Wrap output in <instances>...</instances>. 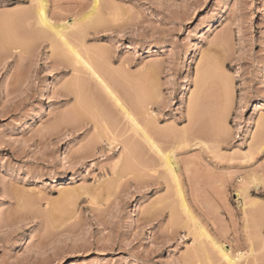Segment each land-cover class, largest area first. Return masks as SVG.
Wrapping results in <instances>:
<instances>
[{
    "label": "rangeland",
    "instance_id": "rangeland-1",
    "mask_svg": "<svg viewBox=\"0 0 264 264\" xmlns=\"http://www.w3.org/2000/svg\"><path fill=\"white\" fill-rule=\"evenodd\" d=\"M111 1L114 18L90 29L80 47L104 57L99 70H113L102 73L163 152L187 142L178 155L181 182L198 221L227 249L246 253L243 264H264V0ZM225 1L224 19L207 27ZM91 4L50 0L49 15L71 22ZM32 7L0 0V264L207 261L199 252L206 238L196 241L200 249L193 244L156 152L133 131L124 135L140 144L131 158L118 160L122 142L109 149L107 130L127 123L114 100L93 93L92 81L82 86L86 95L64 90L83 75L70 61L64 67L60 46L35 37ZM112 72L125 76L120 87ZM193 93L201 94L196 112ZM220 113L219 131L212 123L210 131ZM195 121L196 133L182 137ZM241 184L248 198L238 196Z\"/></svg>",
    "mask_w": 264,
    "mask_h": 264
},
{
    "label": "bare ground",
    "instance_id": "bare-ground-1",
    "mask_svg": "<svg viewBox=\"0 0 264 264\" xmlns=\"http://www.w3.org/2000/svg\"><path fill=\"white\" fill-rule=\"evenodd\" d=\"M92 1V4H91V7H90V9L88 10V11H86L84 14H82V15H80V16H75L74 18H73V20L71 21V22H67V23H64V21H59V22H57V21H54V19L49 15V6H50V0H31V4L33 5V9H32V12L33 13H31V14H33L32 15V17H34L33 19H35V21H34V30H35V32L34 33H36V34H34L35 35V37L36 38H43V39H47L48 40V42H50V46L53 48V46L54 45H56V46H54V47H56V48H54V49H57V48H62V52L63 53H60L59 54V52H61V48L59 49V52H58V54H59V58H61L62 60H61V62H63V64H65V68H67V66H68V68H69V64L71 63V66L73 67V69H74V72L75 73H78L79 75L80 74H82L83 76L81 77V75L80 76H78L77 78H76V76H75V78L74 79H76V82H75V86L72 84L71 85V87L68 85L67 86V88L65 87L64 88V90H67L68 89V87H69V92L71 91V94H73L74 92V94H79V92H80V94L83 92L81 89H83V87H85V85H87V84H89V82L90 81H92L93 83H94V85H95V89H94V91H93V93H96V91H102L104 94H106V96L108 95L110 98H111V100L113 101L114 100V102H115V104L118 106L117 108H119L120 109V114L123 116V118L127 121V123H128V125H130L131 127L130 128H128V126H127V123H126V125L125 126H127V127H125L124 125H122V123H121V125L120 126H116V125H114L116 128L118 127V130L119 131H122V132H119V131H117L116 130V128H113L112 126V130H111V128L110 129H108L107 130V132H109V133H111V134H109V137L106 139V142H107V140H108V142H107V145H109V149L111 148V147H113L114 146V144H116V143H118V142H122V143H118V145L120 144H122L121 145V147H123V149H122V152H121V155H120V158L118 159L119 161H122L121 160V158L123 159H126V158H131L132 156H133V154H135V150H138V148H139V143H136V141L134 142V140H128L129 138H127L128 136H129V134L133 131V133H135L134 135H136V138H137V136L139 137V139L140 140H142V141H144L147 145H149V147L151 148V149H153V151L154 152H156V154L159 156V158L161 159V166L162 167H164V169H165V172L167 173L166 175L168 176L167 177V179H169L170 180V182L172 181L173 183V185H171V187H173L174 186V188L173 189H175L174 191H176V194H177V196L179 197V198H181V204H182V207H183V209L184 210H182L185 214H187V219H189V222H190V224L189 223H187L186 225H187V227H188V234L189 235H192L193 236V244L194 245H196V241H199L200 239H202V240H204L203 238H206L205 240L207 241V242H204V244L206 243V245L203 247V243H202V241H201V243H197L198 245H199V249H200V247H201V244H203L202 245V248L200 249V250H202V251H199V252H201V259L202 258H206V260L207 261H205L204 263H206V264H219V260H220V262L222 263V261L224 262V264H243L244 262H243V260H245V255H246V253H243V252H235L234 250H232L231 248L230 249H227L226 248V246L223 244V243H221V242H219V241H217L213 236H211V234L209 233V231L207 230V228L202 224V223H200L199 221H198V219L196 218V216H195V214L193 213V211L191 210V208H190V206L188 205V203H187V199H186V193H185V191H184V188H183V185H182V182H181V173H182V170H181V167H180V161H179V157H178V155H180L179 154V151L180 150H182L185 146H186V144H187V142L186 141H182V139H181V141L182 142H180L179 144H178V146H176L175 148H172L170 151H168L167 153H165V152H163L162 150H161V148L158 146V144H156L155 143V141H154V139H153V137L150 135V131H149V129H148V126L145 124H143V123H140L139 121H138V119H137V113L135 114V110L134 109H132V108H129L132 104H131V100H129V102H130V106L127 104V102L125 101V98H124V102H126V104L129 106V107H127L126 105H125V103L122 101V98L120 99V97H119V94H118V96L116 95V93L117 92H114L113 91V88H112V86H110L111 84H113V83H111V84H109V80H108V77H106V73H109L108 75L109 76H111L110 74V72H111V70L109 69V67H107V66H102V68H101V70H99L100 69V65H103L100 61V59H102V57L100 58V57H98L97 59H96V57L97 56H94L95 57V61L93 62V60H94V57H93V59L91 58V56H93L92 54H97V53H90L87 49H86V45H84V47H85V49L87 50L86 52H84L85 51V49H84V47H83V49H82V47H80V45H82V44H84L83 43V40L85 39V37L89 34L88 32H89V30L90 29H92V28H95V27H99L100 25H104V24H107V21H109V19L110 18H114V16H115V14H116V12H115V10L112 8V3L110 4L109 2L111 1H107V0H91ZM107 1V2H106ZM112 2V1H111ZM112 5V6H111ZM226 8H227V2L225 1L222 5H221V7L219 8V10H218V13H217V15H216V17L213 19V21H211V22H209V23H207V27H209V28H211V27H214L216 24H219L220 22H221V20H223L224 19V14H225V10H226ZM9 34H10V32H9ZM13 34H15V33H13ZM16 35V34H15ZM18 35H16V37H17ZM15 37V39L17 40V38ZM30 37V36H29ZM29 37H28V39H29ZM83 39V40H82ZM200 39V38H199ZM21 40V39H20ZM27 40V39H26ZM19 41V40H18ZM73 41H76L75 43H77L78 41H79V47H78V45H76V44H74V42ZM82 41V42H81ZM19 42H21V44L19 43V44H17V45H14L13 44V47H17L18 46V48H19V46H21L22 45V42H24L23 41V39H22V41H19ZM16 43H18V42H15V44ZM56 43H58L59 45H57ZM81 43V44H80ZM24 44V43H23ZM54 44V45H53ZM75 46H74V45ZM53 45V46H52ZM58 46V47H57ZM60 46V47H59ZM78 48H77V47ZM21 47H23V46H21ZM194 50L195 49H191V53H189V59L188 60H186V61H190V57H192L193 56V52H194ZM68 53H67V52ZM93 52V51H92ZM66 53V54H65ZM90 53V54H89ZM68 54V55H67ZM70 54V55H69ZM99 54V53H98ZM102 54V53H101ZM91 55V56H90ZM68 56V57H67ZM70 56V57H69ZM100 56V55H99ZM58 57V56H57ZM103 61H104V57H103V59H102ZM70 61V62H69ZM65 62V63H64ZM68 62H69V64H68ZM66 63H67V65H66ZM94 63H95V65H94ZM100 63V64H99ZM96 64H97V66H96ZM204 65V64H203ZM103 67H105V68H103ZM107 67V68H106ZM203 69H204V67H202ZM201 68V71L203 70ZM102 69H104V71H106V73L104 74V73H102L103 71H102ZM109 71V72H108ZM113 71V70H112ZM115 71V70H114ZM201 71H199V73H201ZM205 71V69L202 71V72H204ZM101 72V73H100ZM112 74H113V76H114V78H110L111 80H112V82H114V81H116L117 80V82H114V83H116V87L117 86H119V85H122V78H124L125 76L123 75V77L121 78L120 76V74H118L117 72H116V74H117V76H116V74H115V72H112ZM77 75V74H76ZM84 75L86 76V78L84 77ZM105 76V77H104ZM119 76V77H118ZM201 76V75H200ZM199 76V77H200ZM83 77H84V79H89V81L87 80V82L83 79ZM116 77L118 78V79H116ZM127 77V76H126ZM81 78V79H80ZM121 78V84H117L118 83V81H120L119 79ZM128 78V77H127ZM115 79V80H114ZM200 79V78H199ZM202 79H204V81H205V74H204V77H202L201 79H200V81H202L201 82V87H202V83H203V80ZM114 80V81H113ZM124 80V79H123ZM128 80H130L129 78H128ZM185 81H187V79L185 78ZM73 83H74V80H73ZM91 83V82H90ZM90 85V84H89ZM88 85V87H90ZM73 86V87H72ZM83 86V87H82ZM204 86V85H203ZM88 87H86V88H88ZM92 87L94 88V86H93V84H92ZM120 87V86H119ZM49 88V87H48ZM71 88V89H70ZM85 88V89H86ZM115 88V87H114ZM122 88H123V86H122ZM84 89V90H85ZM90 90H91V87L89 88ZM88 89V90H89ZM96 89H98V90H96ZM120 89V88H119ZM197 89H200V87L199 88H197ZM202 89H203V87H202ZM201 89V90H202ZM115 90H116V88H115ZM127 90V89H126ZM198 91L197 93H199V92H202V91ZM67 92H68V90H67ZM90 92V91H89ZM127 92V91H126ZM196 92V91H195ZM194 92V93H195ZM84 94L85 93H87V92H83ZM193 93V94H194ZM89 94V93H88ZM125 95L127 94V93H124ZM86 95V94H85ZM85 95H84V97H85ZM90 95H92V94H90ZM124 95V96H125ZM129 95V94H128ZM201 94H194V96H192V101L190 102V106H192V108H191V110L192 111H195V109L197 108H199V107H197V105L200 103V99H201V96H200ZM80 96V95H79ZM88 96V95H87ZM93 96H94V94H93ZM93 96H91V97H93ZM105 96V95H104ZM105 96V97H106ZM77 97V96H76ZM82 97H83V95H82ZM105 97H103V98H105ZM126 97V96H125ZM194 97V98H193ZM80 98V97H79ZM96 98V97H95ZM99 98V97H98ZM110 98H108V99H110ZM128 98V97H127ZM126 98V99H127ZM200 98V99H199ZM83 99V98H82ZM85 99V98H84ZM94 99V98H93ZM100 99V98H99ZM106 99H107V97H106ZM86 101H87V99H86ZM89 102H90V100H88ZM94 101V100H93ZM128 101V100H127ZM81 103V102H80ZM85 103V102H84ZM88 103V102H87ZM85 105V104H84ZM116 105H114V106H116ZM79 106H82V104H80ZM199 106V105H198ZM142 107V106H141ZM76 108V107H75ZM74 108V109H75ZM140 107H138V109H139ZM76 110V109H75ZM136 110H137V108H136ZM139 110H141L140 111V114L142 113V109L140 108ZM139 110H137V111H139ZM144 110V109H143ZM78 111V110H77ZM191 111V112H192ZM74 112V111H73ZM145 112H146V110H145ZM196 112V111H195ZM194 112V113H195ZM144 113V112H143ZM143 113L141 114V116L143 115ZM193 113V112H192ZM223 114H225L224 112H222ZM81 114V113H80ZM139 114V115H140ZM206 114V113H205ZM221 114V113H220ZM218 115L217 117V119H213L214 121L212 122L211 120H210V127H209V130L210 131H212V128H213V130H216V128H218L219 129V125H218V123L220 122H223L222 120L224 119V117L223 116H225V115ZM79 115V114H78ZM149 115H150V113H149ZM200 115V114H199ZM202 115H204L203 113H202ZM206 115H209V114H206ZM145 115H143V117H144ZM146 116H147V114H146ZM145 116V117H146ZM209 116H212V115H209ZM119 117V116H118ZM121 117V116H120ZM140 117V116H139ZM144 117V119H146ZM203 117H205V116H203ZM206 117H208V116H206ZM215 117V116H214ZM141 118V117H140ZM199 118H201V117H199ZM198 118V119H199ZM202 119V118H201ZM114 120H117V117H116V119H114ZM125 120H123L124 122H125ZM216 120H218V121H216ZM119 121L120 120H118V124H119ZM143 121H145V120H143ZM148 121V120H147ZM199 121V120H198ZM198 121H195V123L193 122L192 124H194V125H192L193 127H191V131L189 130L188 131V129L187 130H184L183 132H180V133H182L181 135H182V137H188V136H190L189 134H190V132H192L193 130L195 131V128H196V125H198V124H196V122H198ZM200 121H202V120H200ZM115 122V121H114ZM123 122V123H124ZM149 122V121H148ZM147 122V123H148ZM151 122V121H150ZM215 122H216V127H214V125H215ZM211 123H212V125H213V127L211 126ZM219 123V124H220ZM115 124H117V122L115 123ZM117 124V125H118ZM149 125V124H148ZM123 126V127H122ZM204 126V125H203ZM217 126H219V127H217ZM222 126V125H221ZM119 127H121V129H119ZM125 127V128H124ZM195 127V128H194ZM206 127H208V125L206 126ZM212 127V128H211ZM223 127V126H222ZM107 128V127H106ZM199 128V127H198ZM211 128V129H210ZM203 128H201V130H202ZM217 129V130H218ZM220 129H222V128H220ZM205 130H207L206 128H205ZM205 130H203V131H205ZM216 130V133L219 131H217ZM262 130V129H261ZM106 131V130H105ZM117 131V132H116ZM129 131H131L130 133H129ZM192 132V133H196V132ZM113 132V133H112ZM116 132V133H115ZM208 132V131H207ZM262 132H263V130H262ZM120 133V135H117V134H119ZM191 133V134H192ZM203 132H201V134H202ZM264 133V132H263ZM263 133H261V134H263ZM204 134V133H203ZM106 135V134H105ZM105 135H103V137L102 138H100V136H99V138L100 139H103L104 137H105ZM107 135H108V133H107ZM124 135H128L127 137L126 136H124ZM131 135H133V134H131ZM260 135V134H259ZM117 136H118V138H121V137H124V138H122V141H121V139L120 140H118V138H117ZM130 137V136H129ZM198 137V136H197ZM259 137V136H258ZM98 138V140H100ZM135 138V139H136ZM260 138H263V140H264V134L263 135H261L260 136ZM259 138V139H260ZM133 139V138H132ZM195 139V138H194ZM256 139V138H255ZM258 139V138H257ZM101 141V140H100ZM133 143H132V142ZM97 143H99V142H97ZM101 143V142H100ZM99 143V144H100ZM135 143V144H134ZM261 142H260V140H259V144H260ZM137 144V145H136ZM195 145V144H194ZM197 145V144H196ZM199 145V144H198ZM261 145V144H260ZM259 145V146H260ZM138 146V147H137ZM260 148V150L262 151V150H264V143H262V146L261 147H259ZM178 151V152H177ZM259 152V151H258ZM126 155V156H125ZM131 156V157H130ZM130 160V159H129ZM116 161V160H115ZM118 161V162H119ZM125 161V160H124ZM127 161V164L125 165V166H128L129 164H130V162L128 161V160H126ZM125 161V162H126ZM117 162V163H118ZM122 163V162H121ZM120 163V164H121ZM129 163V164H128ZM116 164V163H115ZM119 165V164H118ZM117 164L114 166V167H116V166H118ZM252 177H255V176H252ZM250 178V179H252V183L251 184H254L255 182H256V180L258 181L259 179H254V178ZM257 178V177H256ZM166 180V179H165ZM168 180V181H169ZM262 180V179H261ZM167 181V180H166ZM249 181V182H250ZM169 182V183H170ZM246 182H248V181H246ZM243 183H244V181H243ZM244 185H246V184H244ZM244 185H242L241 184V188H239V190H238V196H240L242 193L244 194V196H246L247 194L246 193H248L247 191H248V188L247 187H244ZM242 194V195H243ZM246 194V195H245ZM247 198H248V195L246 196ZM175 211H176V209H175ZM173 214V213H172ZM176 213L174 212V216L176 217L177 216V218L176 219H178V209H177V214L175 215ZM188 221V220H187ZM190 225H192V226H190ZM209 243V246L207 245ZM197 245V246H198ZM206 246H208V247H206ZM192 248V247H191ZM196 248H198V247H196ZM195 250V249H194ZM193 250V251H194ZM195 252H197V249L195 250ZM193 253V254H196V255H198V253ZM193 256V257H195V258H193V257H191L192 258V260L193 259H197L199 256ZM199 255H200V253H199ZM216 256V257H215ZM189 257V256H188ZM214 257H215V259H214ZM219 259V260H218ZM190 260V259H189ZM200 261V257H199V259H197V261ZM218 261V262H216V261ZM216 263H215V262ZM243 262V263H242ZM203 262H202V264H204ZM223 264V263H222ZM245 264H247L246 262H245ZM249 264V263H248ZM256 264V263H255Z\"/></svg>",
    "mask_w": 264,
    "mask_h": 264
}]
</instances>
